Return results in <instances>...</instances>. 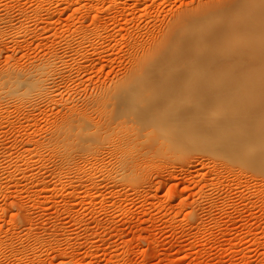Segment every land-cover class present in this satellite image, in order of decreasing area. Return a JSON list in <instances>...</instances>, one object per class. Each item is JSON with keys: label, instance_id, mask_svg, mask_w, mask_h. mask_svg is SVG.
<instances>
[{"label": "rangeland", "instance_id": "374dc122", "mask_svg": "<svg viewBox=\"0 0 264 264\" xmlns=\"http://www.w3.org/2000/svg\"><path fill=\"white\" fill-rule=\"evenodd\" d=\"M218 1L0 0V264H264L259 152L157 145L134 170L142 140L57 133L67 117L107 116L98 99L131 70L134 44ZM55 55L54 78L25 95L10 74Z\"/></svg>", "mask_w": 264, "mask_h": 264}, {"label": "bare ground", "instance_id": "6f19581e", "mask_svg": "<svg viewBox=\"0 0 264 264\" xmlns=\"http://www.w3.org/2000/svg\"><path fill=\"white\" fill-rule=\"evenodd\" d=\"M194 10L178 14L156 41L133 45L131 70L98 99L107 116L67 117L57 131L67 145L96 146L98 135L88 131L94 126L124 143L142 140L145 152L126 160L134 170L157 145L180 153L233 143L241 155L259 152L264 159V0H220ZM87 35L80 33L83 40ZM63 40L71 46L69 37ZM73 53L79 54L64 56ZM59 59L10 75L25 95L40 94Z\"/></svg>", "mask_w": 264, "mask_h": 264}]
</instances>
